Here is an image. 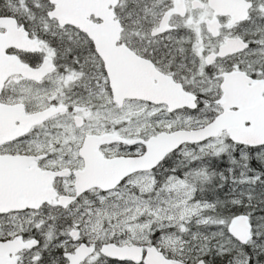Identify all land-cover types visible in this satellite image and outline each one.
Listing matches in <instances>:
<instances>
[{
	"label": "snow or ice",
	"instance_id": "6c2138e0",
	"mask_svg": "<svg viewBox=\"0 0 264 264\" xmlns=\"http://www.w3.org/2000/svg\"><path fill=\"white\" fill-rule=\"evenodd\" d=\"M0 264H264V0H0Z\"/></svg>",
	"mask_w": 264,
	"mask_h": 264
},
{
	"label": "trees",
	"instance_id": "16d2710c",
	"mask_svg": "<svg viewBox=\"0 0 264 264\" xmlns=\"http://www.w3.org/2000/svg\"><path fill=\"white\" fill-rule=\"evenodd\" d=\"M215 163L217 164L216 170H221L223 168L228 167V164H227V160L226 159L225 160H222V161L218 160ZM253 166L254 167H259V165L255 161H253Z\"/></svg>",
	"mask_w": 264,
	"mask_h": 264
},
{
	"label": "rangeland",
	"instance_id": "374dc122",
	"mask_svg": "<svg viewBox=\"0 0 264 264\" xmlns=\"http://www.w3.org/2000/svg\"><path fill=\"white\" fill-rule=\"evenodd\" d=\"M223 160H225V159H223ZM220 161H222V160H220ZM215 162H216V161L211 162V164H213V165L210 164V166L213 167V168H215V167H216V164H214ZM215 169H216V168H215Z\"/></svg>",
	"mask_w": 264,
	"mask_h": 264
}]
</instances>
